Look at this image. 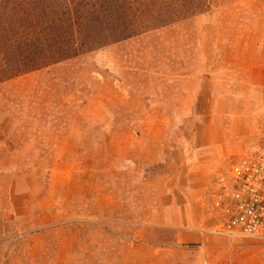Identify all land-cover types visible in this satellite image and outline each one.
<instances>
[{"label":"rangeland","instance_id":"rangeland-1","mask_svg":"<svg viewBox=\"0 0 264 264\" xmlns=\"http://www.w3.org/2000/svg\"><path fill=\"white\" fill-rule=\"evenodd\" d=\"M263 126L264 0H0V264H264L213 233Z\"/></svg>","mask_w":264,"mask_h":264},{"label":"built area","instance_id":"built-area-1","mask_svg":"<svg viewBox=\"0 0 264 264\" xmlns=\"http://www.w3.org/2000/svg\"><path fill=\"white\" fill-rule=\"evenodd\" d=\"M257 144L216 183L214 204L224 209L214 234L235 241L264 242V126Z\"/></svg>","mask_w":264,"mask_h":264},{"label":"trees","instance_id":"trees-1","mask_svg":"<svg viewBox=\"0 0 264 264\" xmlns=\"http://www.w3.org/2000/svg\"><path fill=\"white\" fill-rule=\"evenodd\" d=\"M49 59L50 58H45L46 61H44V63L40 62L41 60H39V62H31V63H28L27 65L19 64V69L14 70L11 73H13L14 75H19V74L28 73L30 71L38 70L40 67H43V65H46V66L49 65V62H50Z\"/></svg>","mask_w":264,"mask_h":264}]
</instances>
